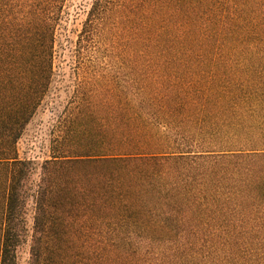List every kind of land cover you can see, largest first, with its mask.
<instances>
[{"label": "trees", "instance_id": "16d2710c", "mask_svg": "<svg viewBox=\"0 0 264 264\" xmlns=\"http://www.w3.org/2000/svg\"><path fill=\"white\" fill-rule=\"evenodd\" d=\"M69 4L0 0V264H264V0H92L125 78L39 165Z\"/></svg>", "mask_w": 264, "mask_h": 264}, {"label": "rangeland", "instance_id": "374dc122", "mask_svg": "<svg viewBox=\"0 0 264 264\" xmlns=\"http://www.w3.org/2000/svg\"><path fill=\"white\" fill-rule=\"evenodd\" d=\"M91 1L70 0V16L57 32L55 75L50 91L19 141L21 159L39 165L50 160L56 141L66 144L78 127L75 118L79 103L90 97L106 101L112 83L123 84L125 64L114 56L112 47L95 40L80 41L84 11ZM29 257V246L24 245L19 264H29Z\"/></svg>", "mask_w": 264, "mask_h": 264}]
</instances>
